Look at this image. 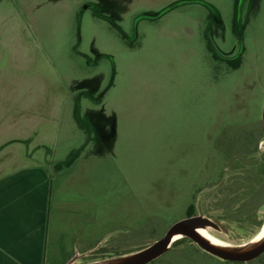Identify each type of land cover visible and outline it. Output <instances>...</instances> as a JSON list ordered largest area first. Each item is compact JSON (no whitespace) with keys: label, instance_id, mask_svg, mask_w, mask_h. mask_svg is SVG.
Segmentation results:
<instances>
[{"label":"rangeland","instance_id":"rangeland-1","mask_svg":"<svg viewBox=\"0 0 264 264\" xmlns=\"http://www.w3.org/2000/svg\"><path fill=\"white\" fill-rule=\"evenodd\" d=\"M26 97L56 126V159L81 152L48 264L127 258L191 204L226 247L259 231L264 0H0L1 109ZM92 114L112 116L111 141ZM183 237L148 264H264V252L227 260Z\"/></svg>","mask_w":264,"mask_h":264},{"label":"crops","instance_id":"crops-1","mask_svg":"<svg viewBox=\"0 0 264 264\" xmlns=\"http://www.w3.org/2000/svg\"><path fill=\"white\" fill-rule=\"evenodd\" d=\"M36 103L30 97L7 98L3 110L0 105V264H48L51 239L57 241L54 253L61 250L57 245L62 229L55 225L64 217L59 197L81 178L75 171L80 150H71L61 161L56 159L57 149L52 148L56 126L49 125L51 116L37 110L42 102ZM75 113L84 128L77 109ZM90 119L100 140L113 139L111 115L92 114ZM37 120L44 123L40 134L35 131ZM69 159V165L56 168Z\"/></svg>","mask_w":264,"mask_h":264},{"label":"water","instance_id":"water-1","mask_svg":"<svg viewBox=\"0 0 264 264\" xmlns=\"http://www.w3.org/2000/svg\"><path fill=\"white\" fill-rule=\"evenodd\" d=\"M262 122L264 126V106L262 112ZM212 226L217 228L218 225L210 218L201 215H191L182 220L175 222L160 239L145 247L144 249L132 254L131 256L121 259L113 264H147L163 254L170 247L174 234L181 233L189 237L201 248L207 252L221 258L233 261H248L254 259L264 252V241L255 248L243 252L226 250L212 245L208 240L202 237L197 231V227Z\"/></svg>","mask_w":264,"mask_h":264},{"label":"bare ground","instance_id":"bare-ground-1","mask_svg":"<svg viewBox=\"0 0 264 264\" xmlns=\"http://www.w3.org/2000/svg\"><path fill=\"white\" fill-rule=\"evenodd\" d=\"M200 228H204V227H201V226L200 227H197L196 228V231L202 237H204L206 240H208L212 245H214V246H216L218 248L226 249V250H233V251H236V252H243V251H247V250H251V249L255 248L256 246H258L259 244H261L264 241V226L259 231V233L255 236V241L248 242L247 244L240 245V246H238L236 248H229V247L224 246L221 243V241L218 240L214 235H212L208 230H206V229H200ZM179 234H181V233L174 234L171 243H173L174 240L178 239ZM113 263L114 262H101L99 264H113Z\"/></svg>","mask_w":264,"mask_h":264},{"label":"trees","instance_id":"trees-1","mask_svg":"<svg viewBox=\"0 0 264 264\" xmlns=\"http://www.w3.org/2000/svg\"><path fill=\"white\" fill-rule=\"evenodd\" d=\"M231 61V60H230ZM231 62H233V67L234 68H237V67H239L240 66V64H241V57H238V58H236L234 61H231ZM75 118L77 119V115H76V113H75ZM71 161H72V159H69V160H67L64 164H58V165H56V168H61L62 166H67V165H69L70 163H71ZM193 204H191L190 205V207H189V211H188V216H191V215H193L194 214V212H193ZM184 237H182L181 239H183ZM180 239V240H181ZM179 240H177L176 242H178ZM176 242H174L173 244H175Z\"/></svg>","mask_w":264,"mask_h":264},{"label":"flooded vegetation","instance_id":"flooded-vegetation-1","mask_svg":"<svg viewBox=\"0 0 264 264\" xmlns=\"http://www.w3.org/2000/svg\"><path fill=\"white\" fill-rule=\"evenodd\" d=\"M263 226H264V220H263V223H262V225H261L259 231L262 229ZM200 229H206V230H208L207 227L200 228ZM200 229H199V230H200ZM259 231H258V232H257L252 238H251V240H250L249 242H251V241H255V236L259 233ZM212 235H213V234H212ZM177 236H178V235H177ZM182 237H183V235L179 234L178 239L174 240V242H176L177 240H180ZM176 238H177V237H176ZM174 242H173V243H174Z\"/></svg>","mask_w":264,"mask_h":264}]
</instances>
